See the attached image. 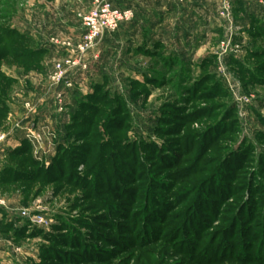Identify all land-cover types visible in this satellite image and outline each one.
I'll list each match as a JSON object with an SVG mask.
<instances>
[{"label": "rangeland", "instance_id": "374dc122", "mask_svg": "<svg viewBox=\"0 0 264 264\" xmlns=\"http://www.w3.org/2000/svg\"><path fill=\"white\" fill-rule=\"evenodd\" d=\"M15 6L8 0L2 6L6 18L0 24L7 30L13 28ZM257 43L253 42L254 48ZM25 46L34 48L30 43ZM245 60L250 68L264 61L249 57ZM22 66L11 59L0 61V135L20 123L39 131L44 127V137L57 132L59 125H65L52 99L57 88L48 79L45 97L54 113L51 125L36 128V123L23 120L33 106L26 103L28 109H22L23 99L17 97L20 83L12 79L30 71L19 68ZM175 73L173 70L169 78ZM230 74L251 100L246 107L247 117H240L229 94L239 130L229 128L225 119L226 127L215 131L218 136L205 134L202 130L219 120V111L211 120L202 118L187 125L176 136L174 132L147 133L146 115L138 113L130 119L127 139L143 140L154 149L128 152L125 145L115 151L95 145L84 168H78V176L55 180V176H32L27 182L0 183V200L5 204L0 216V264H264V140L258 136L264 131L259 121H264V82ZM199 78L194 76L192 80ZM211 84L204 85L209 88ZM100 88L108 97L113 94V86L102 84ZM73 98L77 105L86 101L77 94ZM229 100H200L195 106ZM65 103L72 114L71 104L67 100ZM107 105L104 108L108 114ZM104 119L95 118L93 126L102 143L110 137L103 129ZM18 133L24 140L21 131L13 133V137ZM64 137L65 149L69 144L82 146L93 141L86 138L75 142ZM2 147L5 151L17 149L14 144L4 143L0 155ZM116 152L119 158H115ZM71 153L69 150L65 156L67 168L72 164ZM59 156L51 150L36 156L30 147L27 155L15 161L8 153L3 156L5 169L0 170V175L11 181L17 170L30 174L35 168L46 170ZM19 159L25 160L24 165L18 164ZM31 160L36 167L31 166ZM72 170L71 166L69 171ZM23 211L26 216L21 215Z\"/></svg>", "mask_w": 264, "mask_h": 264}, {"label": "crops", "instance_id": "0c3cea01", "mask_svg": "<svg viewBox=\"0 0 264 264\" xmlns=\"http://www.w3.org/2000/svg\"><path fill=\"white\" fill-rule=\"evenodd\" d=\"M8 1L16 5L15 11H12V30L34 44V51L41 52V58L35 60L31 67H19L30 70L27 74L12 78L20 83L17 97L23 99L22 109L26 103L33 106L31 112L27 110L23 120L29 124L36 123V128L51 125L49 122L54 113L49 109V99L45 97L47 75L55 61L72 53L63 43H75L81 39L84 29L78 15L88 12L92 0ZM5 3L6 0H0L1 21L6 18V10L2 8ZM112 4L119 9H131L134 20L115 33L106 35L86 55L87 72L71 76L79 87L82 86L67 94V104H71L70 110L73 111L71 119L79 106L74 95L85 99L105 84L113 86V94L109 97H120L130 117L138 113L146 115L148 133L160 117L162 107L179 100L182 91L173 88L174 85H181L182 89L190 88L197 81L192 80L194 76L203 78L209 75L214 81H219L215 62L219 41L225 34V23L217 15L220 0H112ZM231 6L234 25L232 45L238 49L227 56V66L237 77L233 64L249 67L246 57L263 41L264 8L244 1L234 2ZM256 41L258 43L254 48L253 42ZM95 55L98 60L93 59ZM173 70L176 73L169 78ZM171 83L174 84L169 88ZM23 84L25 87H22ZM70 124L59 125L56 129L58 136H63L60 146L67 142L64 136ZM18 134L8 140L17 148L24 142ZM13 150H4L0 155V170L3 168V156ZM50 150L56 153V149ZM4 212L5 208H0V216Z\"/></svg>", "mask_w": 264, "mask_h": 264}, {"label": "trees", "instance_id": "16d2710c", "mask_svg": "<svg viewBox=\"0 0 264 264\" xmlns=\"http://www.w3.org/2000/svg\"><path fill=\"white\" fill-rule=\"evenodd\" d=\"M259 35L262 36V33H259ZM26 43H30L27 38L19 36L13 30L5 29L3 25L0 24V61L11 59L14 63L23 64V67L25 68L31 67L34 64L35 60H39L41 58V52L34 51L32 48H28L29 46H25ZM260 43L261 48L257 46L258 48H255L254 52L248 54V57L250 59H264V38ZM233 71L242 80L250 79L255 82H264V77H261V74L264 75V61L262 63H256L253 68H246L239 63H234ZM1 79L2 78H0V81ZM207 82L212 83L209 88L204 85ZM174 87H177L180 91H182L179 100L174 102V104H166L162 107L160 111V117L156 119L155 126L151 128L150 132H154L155 134L174 132V136H176L177 134H179L178 132L184 129L187 125L191 126L192 124L200 121L202 118L211 120L213 115H215L219 111H222L219 120L211 123V125L203 129L202 131L205 132V134L210 133L213 135V137L216 136L217 133L215 131L222 130L226 127L225 119L226 121H229V128L239 130L240 127L238 119L236 117V110L234 105L229 100V93L225 89L223 84L214 81L213 77L206 75V77L200 78L196 82H194V84L190 88L187 87L185 89H182L181 85H174L173 88ZM100 91V87L96 88L94 94L85 98L86 101L79 104L78 110L72 116V123L70 124L67 132V136H69V138H73L75 142L78 140L81 141L86 138H90L91 140H93L91 143L88 142L87 144L82 146L69 144V149H65L67 147L59 145L56 148V154L60 155L59 158L53 159L46 170H44L43 167L35 168L36 170L33 174H30V172H18L17 170L11 175L13 176L11 178V181H8V178L0 175V183L5 184V182H27L33 179L32 176H55L54 178H52L53 180L61 176H78L79 174H81L79 173L78 168L80 166L84 168L86 157H88L89 152L92 148L95 147V145H98V148L100 147L101 150L112 148L114 151L115 148H121L122 145H125L123 147L125 151H133L139 148L154 149L153 145L143 140L139 139V141H129V139H127V131L129 130V127H131V117L128 113L125 102L120 97L111 98L108 97L106 93H102ZM218 98L225 99L226 101L229 100V103L221 102L220 104L195 106L200 100L211 102L216 101ZM107 103V106L109 108L108 114L106 113V110L104 108ZM188 103H190V105L187 106ZM97 117L105 118L104 122H102V125L104 126L103 129H105L106 133L109 132L108 135H110L106 143H102V140L99 139L101 135H99V133L97 132V128L93 127L95 126V118ZM170 117L174 118L175 120H167ZM259 121L264 126L263 119H259ZM81 126L86 128L84 130L78 129ZM92 127L93 129L91 132L90 129ZM74 130H77L76 134H73ZM258 133V136L264 140V131ZM125 137L126 139H124ZM94 139H98V142H95ZM70 146L72 148H70ZM164 146L166 145L164 144ZM69 150H72L71 155L73 156L71 166L72 168H74V170L72 171H69L71 166L69 168H67L66 166L67 160L65 159V156L67 154V151ZM29 151L30 145L28 142L24 141L19 148L11 151L9 154L11 155V159H15L16 161V157L27 155ZM114 156L115 158H119L120 155L118 154V152H116L114 153ZM126 156H128V154ZM24 161V159H19L18 164L24 165ZM31 162V166L36 167L34 165L35 161L31 160ZM91 169L92 168H90V171L92 173Z\"/></svg>", "mask_w": 264, "mask_h": 264}, {"label": "built area", "instance_id": "2783aa9c", "mask_svg": "<svg viewBox=\"0 0 264 264\" xmlns=\"http://www.w3.org/2000/svg\"><path fill=\"white\" fill-rule=\"evenodd\" d=\"M182 1V0H178ZM237 1L254 2L264 8V0H220L217 12L218 19L225 23V34L219 41V49L216 56L215 72L218 80L224 85L230 94L233 102L238 108L240 117H247L246 107L250 104V98L243 94L241 86L230 74L227 66V56L231 52H235L238 48L232 45V37L234 31L232 17V3ZM84 33L78 42H65L63 46L72 51L68 56L57 60L53 63V68L47 75L49 83L54 88L53 102L55 112L62 117L63 125H67L71 114L67 109L65 100L69 91L79 88V84L71 76L84 73L89 70V65L85 61L86 55L91 52L97 44L108 34L115 33L121 26L131 23L134 20V12L131 9H119L113 6L112 0H92L90 8L86 14L78 15ZM94 60H98V56H93ZM61 88V89H59ZM59 89V90H58ZM28 105V104H27ZM25 109H28V106ZM32 111V109L28 110ZM28 124V122H27ZM32 127L15 124L13 129L5 134L0 135V146L7 143L13 138V133L21 131L30 147L34 150L35 155H47L48 150L56 149L59 145V137L57 132L47 134L44 137V127L39 130H32ZM47 140V145L45 144ZM2 149H4L2 147ZM5 150V149H4ZM3 150V151H4ZM5 204L0 200V208H4ZM22 216H26L23 211ZM32 221V220H31Z\"/></svg>", "mask_w": 264, "mask_h": 264}]
</instances>
